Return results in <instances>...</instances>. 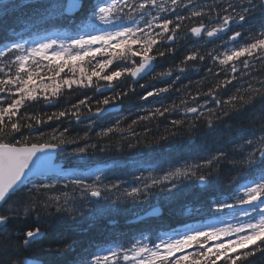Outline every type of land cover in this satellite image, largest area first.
<instances>
[{
  "label": "trees",
  "instance_id": "1",
  "mask_svg": "<svg viewBox=\"0 0 264 264\" xmlns=\"http://www.w3.org/2000/svg\"><path fill=\"white\" fill-rule=\"evenodd\" d=\"M196 1L201 2L202 0H196ZM255 1L256 0H254V2ZM258 5L259 6L257 7V9L254 11L255 13L253 12L251 14L252 17L250 16V22L251 23H250L249 27L251 29L253 27L254 30L261 29V24H262V22H264V18H261V20L260 19L255 20L256 19L255 16L261 10H264V9L260 8V4H258ZM214 7H215V5L210 4L207 7L206 6L202 7V8L197 7L194 10H191V12L192 13L197 12V11L201 12V13H205V11L211 12V11H213ZM174 10H172L171 12H173ZM184 10L187 11V9H184ZM18 11H19V8L16 10L17 14L11 13L9 17L6 15V16L0 18V21H4L3 23H0V25L1 26L9 25V29H10L9 32L4 33V35L0 38V44L1 43L7 44L9 42H13L14 40H17L19 37L34 39V38H37L40 36V35H37V33H36V31L40 28L37 21H33L31 28L27 29L21 35H18L15 33V31L19 28V24L21 21H23L25 19L29 20L30 18H33L36 15L34 12L35 9L25 11V13L23 12L22 14L19 13ZM59 11H61V12H59ZM62 11H63L62 8H60L56 12H54V14H56V15H54L55 17L52 15H49V16L53 17V21H55V23H57L56 21H58V30L59 31H64V32L67 31L68 32L67 29H69L68 28L69 17L65 16ZM188 11H190V10H188ZM257 11H258V13H257ZM26 13H28V14H26ZM59 14H60V16H57ZM254 14H255V16H254ZM49 16H44L45 18L43 17V20L48 18V20L44 21V23H46V22L50 23L51 22L52 17H49ZM56 16H57V20H56ZM60 17L63 19H66L67 21L65 20L61 24L60 21H62V20L59 21V19H58ZM194 17L195 16H193L192 14L189 16L187 14H185L183 17H181L182 19H178V17H177V19H175L176 17H173L172 19L170 18V20L173 22L170 26L171 29L174 28V26L176 25L175 21L178 20L180 22L179 23V25H180L179 30H181V32L185 35L186 38L188 37L187 38L188 41H186V45L183 44L184 41L169 44V54H166L165 52H163L164 56L159 55L160 57L158 58V61L160 63V66H162V68L159 71H162L163 73H168L169 69L170 70H179V68H181V67L173 66V65L179 63L180 62L179 60H185L186 57L188 55H190L189 53H193V51H195V52L197 51L196 48H197V45L199 44L200 41H198L197 39L195 41V38L189 36L190 32H188L189 29L194 24H196L195 22H197L196 18L194 19ZM173 20H175V21H173ZM189 20H190V22H192V23L194 22V23L193 24L190 23ZM184 21H186V22H184ZM254 21L256 24L254 23ZM186 23H187V25H186ZM173 24H174V26H173ZM42 26L43 27H41V29H42V33H43V31L47 28V25L44 24ZM183 26H184V28H183ZM37 27H39V28L37 29ZM159 30H160L159 32H161V29H159ZM159 32L156 30L155 35H157V33H159ZM170 32H168V33H170ZM163 35H164V33H163ZM191 44L193 46L196 45V48H195V46L193 47ZM155 46L156 45H154L153 47H155ZM189 49H190V51H189ZM173 51H174V53H173ZM197 53L199 55H203L205 58V59H203V61L199 59V62L201 64H203V65L199 64V66H200V67L198 66L199 72H198L197 68H192L191 73H189V75L186 78H183L184 80L187 81L186 83L182 82L181 79L178 80L180 82L174 81V80L171 81L170 84H168V86L166 87V88H168V91L159 92L160 94H163V96H159L157 94L159 89L165 87V82H160L161 80H158L157 82H155V80H153V82L151 84L147 83V85L143 84L144 85V86L142 85L143 88H142V86H140L141 84H133V86H137V87H134L136 89L132 88V85L128 86V85L124 84L125 83V80H124L123 81V84H124L123 87H126L125 90L126 89L127 90L126 91L124 90L125 93H123V92L122 93L126 96L127 94H129L130 92H132L134 90L132 92V96L125 98L126 99L125 100L123 98L122 94H121V96L119 95L116 97L113 93L109 92L110 96L108 98L116 97L117 99L113 100V103L114 104H120L122 102L121 104H122L123 110L127 109V105L131 106L133 109L132 114L130 112V114L126 115V117L123 116L124 120L120 119L119 121L113 120L114 113L104 114L101 117L94 118V123L91 126H87V124L85 125L86 121H83V120L76 121L77 116H79V118L82 116H85L87 113H90L91 110L93 111V110L99 108L100 106H102L104 104L102 103L103 99H101L102 101L94 99L97 101V103H96V101L89 99V98H86V97H88V96H85L86 89L88 88L86 86L87 81H85V85L73 84L70 89L67 87V85H63L61 87L59 93L56 96L51 95L52 86H54L56 83L62 84L63 80L68 79V78L79 79L80 78L79 68L83 67L84 64H85L84 65L85 71L88 74H91V70L93 67L90 65V63H91L90 60H87V59H89V57L86 58L83 65L79 64V62L83 63V61L74 62L76 64L75 74H73V72L70 70L71 65H69V67L65 68L64 72L60 73L59 76H56V72L58 71V67H53V66L48 67L49 63H51L49 61H48L49 63L37 61V59H39V58H36L35 63H33L31 60L28 61L27 65H26L27 72H25V74H24V76H22V78L26 79L27 73L28 72L32 73L34 84H30L29 87L30 88L34 87L36 89L37 99L36 100H25L24 104L20 106V111L16 117H13V121L20 120V122L24 126L21 128L20 133H15L12 136L6 137L5 138L6 142H16V141H20L22 139L27 138V142L29 144H31V143H43V142L57 143L60 139H64L67 142L63 145H65L67 149H72L73 152L79 146L84 147L87 144L89 146V148H88L89 156H98V159H92V157H90V159H88L89 163H96V162H102L103 163V162L109 161V159H102L103 157H121L120 160H129V159H124V158L131 157V156H133V157L134 156H136V157L146 156L147 158H150V160L154 161L153 153L159 154V155L163 156V158H166V159H155L159 162H164L166 160H170V161L180 160L178 158H181V157L188 155V156H193L196 158V160H195L196 162L194 164H197V165H195V167H194V171L196 172L195 173L193 171L195 173L194 177L196 178L197 175L199 176L200 174H208V175L210 174L209 176H210L211 182H210V184L209 183H203V185H201V183L196 180L197 178L196 179L192 178V182L189 183L190 185L187 183L185 186H183L184 188L183 187L180 188L181 190L178 189V190H174L173 192H169V193L158 192L159 196H154L150 192H147V194L145 196H142L141 198H132L131 197V199H129L128 201L133 200V199H142V198L143 199L133 203L128 208L124 207V209H126L128 211L127 213L124 209H120V210H115V211H108L105 213L106 216L102 217L101 215H99L98 212L93 210V211H91V214L89 216H86V217H80L79 216L80 218H73L72 220L68 221V223L59 222L61 220L53 221V220L57 219V217L54 213L55 208L52 205L54 200L52 199L53 195L50 192H48L47 189L43 190V189L37 187L39 190L37 188L36 189L31 188V191H23V190L18 191L14 195L11 196V197H13L12 200L14 198H17V200L15 202L19 203L20 205H25V206L35 203L37 205V210L40 213V219L39 220L36 219L35 213L24 216L22 208L25 206H22V208H21L22 214L18 217H14L13 219H10L8 221V224H7L9 227L8 230L4 231L0 235V264H12V262H15V264H23L22 260L25 256L39 257L44 261V264H62V263L67 264L68 261H69L68 264H73V263L74 264H92V256L94 254L103 255L106 253V251L110 247H116V246L117 247H124V246L128 247L129 244L130 245L134 244L137 241L136 239L142 237L143 235L149 234L150 239H153V238L155 239L158 236V234L160 233V231L163 230V227H164V229H176V228L183 226V225H186V224H197V223H201V222L203 223V222L210 221V220L220 219L224 215L229 213L227 208L218 207L217 201L226 202L227 198L228 199L232 198L230 193L237 191L238 186L240 185V183H238V181L240 180L242 174H246L245 173L246 171H243L245 168V165L243 163H241V161H243L244 159H242L243 158L242 157L239 160L240 162L236 161L237 165L235 167V170L232 173H227L229 175H226V171L225 170L222 171V166H221L222 164H220L216 160H215L216 163H215V161H213V166L212 165L207 166L206 161L210 160V159H208L207 156H208V154H214V152L217 149H219L221 147L223 148V146H224L223 149L225 150L226 154L231 153L232 151L233 152L241 151L245 142L248 143V141H250V138L251 139L258 138V141L260 142L261 138L264 137V74H263L264 69H262V68H264V64H263L264 60L260 61L256 64L251 62L247 67H245V65H241V68L243 67L242 72H244V73H242V75H240L242 80L240 79L239 81L236 82V84L234 83L237 87L233 86V83H230L231 86L229 85V83H226L227 86L225 85L224 89L217 92L218 89H216V88H220L222 86V81H226V75L222 74V69L224 70L225 67L220 65L219 59H217L214 63L209 64L208 62H210L211 60H214V59H213L212 55L211 56L209 55L210 52H208V50L202 49L201 52H197ZM6 54H9V55H6ZM186 54H187V56H186ZM4 56H3V59H1L2 56H0V65H1L0 66V72L3 70V72H1L0 74L3 73L4 76L5 77L7 76V77L6 78L3 77L2 76L3 74H2V75H0V79L1 80H3V79L7 80L9 78L15 79L16 73L14 70H17L18 64L13 59L14 58L13 53L6 52ZM154 56L158 57V53L155 52ZM245 56H247V55H245ZM6 58H7V61L5 60ZM243 58L244 57H241V58L235 59L233 61L236 62V60L239 61ZM250 58L252 59V58H254V56L250 57ZM1 61H2V63H1ZM9 61H10V63H9ZM5 62L7 64L9 63L8 64L9 66ZM85 62H87V63H85ZM14 63H16V64L13 65ZM207 63H208V65H206ZM259 63H261V64H259ZM211 64H213V66ZM2 65H4V66H2ZM12 65H13V67H12ZM41 65H42L43 69L42 68L37 69V68H40ZM163 66H165V67H163ZM204 66H205V68H204ZM258 66H259V68H258ZM2 67L5 69V71ZM6 67H8V68H6ZM216 67H217V69H216ZM253 67L258 68L259 70L261 69V70L260 71L258 69L254 70ZM200 68H201V70H200ZM9 69H11V70L9 71ZM202 69L207 71V72L203 71ZM210 69L212 70L213 74H212ZM7 71L9 73L11 72V74L9 76H8ZM218 72H220V73H218ZM245 72L249 73V75L245 74ZM199 75H201V76H199ZM13 76H14V78H13ZM250 76H252V77H250ZM253 76L255 79L253 78ZM244 79H245V81H244ZM251 79H252V81H251ZM260 81H262V83ZM158 82H160V83L157 84ZM255 82H257V83H255ZM250 83H251V85H250ZM94 84H95V82L93 81L91 86H93ZM6 85H8V86H6ZM6 85H4V84L0 85V88H4V86H5L6 88H4V89L6 91L8 89V91H7L8 93L6 92L7 93L6 100L0 99V107H7V105L12 100L19 98V94L16 92V89L19 87V84L13 83V84H6ZM45 85L48 86L46 92H45V87H44ZM151 85H154L153 88H155V90L157 88V90H156V92L153 91V93L154 92L155 93L152 96L148 97L147 92L144 90L148 91L149 87ZM248 85H250V86L255 85V87L253 86L252 88H255V89L258 88V89H260V92H261L260 94L253 95V99L250 103H248L247 105H244L242 101L233 102L232 104L225 103L226 101L230 100V99H227L228 96H229L228 98H231L235 95L237 97H244V99H247L248 96L250 95V89H249ZM161 86H163V87H161ZM228 86H229V88H227ZM89 88H90V86H89ZM193 88H195V89L193 90ZM187 90H188L189 94H188ZM140 91L141 92L144 91V93L140 94ZM206 92L208 95L204 94ZM0 93H5V91L0 92ZM8 94H12V97H9ZM184 94H186V95H184ZM214 94H216V97L220 100V102L222 101L221 103H219V104L217 103L218 99L214 96ZM1 95L3 96V94H1ZM46 95L48 97L47 99H45ZM196 95H197V97H196ZM219 95L220 96L222 95L221 99H220ZM145 96L147 97L146 99L144 98ZM192 96H194V97H192ZM203 96L204 97L214 96V98H212L213 102H211L212 108L211 107L207 108L209 111H207V109H205V110H203L197 114H194L191 117L189 116V117L181 118L180 113L176 112L174 110L178 106H184V104L187 105V103L190 104V102L192 104H195L194 103L195 99L197 101L198 99L202 98ZM160 97L162 98L161 100H160ZM178 97L180 98V100H178L179 99ZM222 97L223 98L225 97V98L222 99ZM192 98H194V99H192ZM82 99H83V101L86 102V105H85V103L83 105L80 104V101ZM182 99H184V100H182ZM74 101H75V103H74ZM142 101H143V103H142ZM233 104H234V106H233ZM77 105L79 108H81L83 110H81V109L79 110ZM82 106H83V108H82ZM92 106H94V107H92ZM142 106H144V107H142ZM174 106H175V108H174ZM223 107H224V110H223ZM73 108H75V109L73 110ZM90 108H91V110H90ZM167 108H169L170 112H169V110L164 111ZM172 108H174V109H172ZM219 108L221 111L219 110ZM157 109H160V112H162L163 115H160L159 113H157V111H156ZM77 110H79V113ZM222 110L224 112H222ZM61 111L66 112V115L63 117H59V118L54 117L51 120L48 119L49 116H54V114L58 115V113ZM73 112L77 113V115H73L72 114ZM81 112H83V113H81ZM203 112H205V113H203ZM226 112L228 113L227 115H225ZM118 113H120V112L118 111ZM220 113L225 118L230 116L229 117L230 120L233 123L235 122L233 128L230 129V131L232 130V132L230 133V135L228 137L227 144L222 143L219 140V138H217V133H216L218 130L217 125H214L212 123L214 128L212 127V129H210L208 127L209 118L211 119V116L213 118L214 117L217 118V116ZM83 114H85V115H83ZM199 114H201V116ZM208 114L210 115V117ZM196 116H198V117H196ZM203 116H207L208 119H206V117L204 118ZM32 117H35L36 119H32ZM195 117L197 118L198 121L196 120ZM237 117L239 119H242V121H240L241 125H240V123H237L234 120ZM200 118H202V120ZM37 119L42 121V122L37 123L36 122ZM205 120H207V121H205ZM176 122H178V123H176ZM205 122H207V123H205ZM202 123H204V124H202ZM29 124L32 125L31 128L27 127V125H29ZM206 124H208V125H206ZM236 124H239V125H236ZM83 126H86L87 128H84ZM117 126H118V128H117ZM119 126H120V128H119ZM115 127L117 129H115ZM109 128H111L112 131L108 132L107 135H102V133L106 132L107 129H109ZM199 128H201V131ZM34 129H37L38 131H32ZM84 129H86V130H84ZM241 129H243L244 131ZM237 131L238 132L241 131L243 134L241 132L238 133ZM247 131H249L250 133H248ZM205 132H207V133L210 132V133L207 134ZM245 134L248 136L246 137ZM238 135H239V137H238ZM203 136H204V138H203ZM53 137H55L56 139H52ZM245 137L248 139H246ZM188 138H190V139H188ZM182 139H184L185 142ZM232 139H234V140H232ZM212 140L214 142H212ZM75 143H77V144H75ZM158 144H160V145H158ZM72 145H73V148H72ZM91 145H96V147L92 148ZM183 145H184V148H186L189 153L186 155H182V156H173V155H177V153H178V150H176L175 153L172 152V150L175 148V146L176 147H178V146L182 147ZM235 145H236V148L234 147ZM105 146L107 147V149L105 150V156H104V150L101 151V149H103ZM188 146H189V148H188ZM232 146H233V148H232ZM229 148L230 149L232 148V149L230 150ZM191 149L194 151H192ZM136 150H139V151H136ZM133 151H135L136 153ZM147 151H149V152H147ZM225 153H224V155H226ZM130 154H131V156H130ZM72 157H73V155H72ZM73 158H75V159H73ZM73 158H66V157L64 158L66 168L74 167L76 165L83 164L81 161L77 160V159H83L81 157V153H77V155L74 156ZM202 162H204V164ZM259 166L261 168H264V164H261ZM217 167H218V169H217ZM207 168H209V169H207ZM210 169H212V170H210ZM228 170L230 171V167H228ZM215 172H217V173H215ZM250 172L253 173L254 171L251 170ZM214 177H216V178H214ZM42 178L43 177L38 178L37 180H41ZM208 187H210V188H208ZM205 188L207 191L205 190ZM193 192L195 194H193ZM189 193L192 195H190ZM33 194H37L39 196V200L43 199V197L40 196V194L45 196L44 197L45 199L43 201H45V203H49L50 206L45 208L44 207L45 203L43 204V203H41V201L32 200L31 197L33 196ZM147 195H149V196L146 197ZM203 195H204V197H203ZM200 196L202 197V199ZM187 197H188V199H187ZM198 200L199 201L201 200V201L199 202ZM205 202H207V203H205ZM196 203H197V205H196ZM156 204L161 205L164 209L163 210L164 213L162 212V214L160 216H156V217L150 216L151 218L148 217L147 219L140 220V221H137L134 223L126 222V225L116 227L118 229V231H120V232L108 231V233H107L106 231H101L103 228L110 226L108 224V220L110 217L107 215H110L113 212H114L115 216L117 215L116 217H118L119 219H121V218L122 219H127V218L129 219V218H132L134 216H137L139 214L146 212L148 209H150L153 205H156ZM199 204H200V206H199ZM173 206H175V207H173ZM198 206H199V208H198ZM185 207L187 209H185ZM193 207L195 209L197 208L198 211H197V209L196 210L193 209ZM137 208H138V210H137ZM181 208H183V209L181 210ZM165 209H167V210L165 211ZM133 210L135 212H133ZM175 210H176V212H175ZM182 211L184 212V214ZM195 211L198 214L200 213V215H202L203 217L198 215ZM204 211H207V212H204ZM209 211H211L210 212L211 214H209ZM213 211L215 213H213ZM173 215H175V216H173ZM186 215H188V218ZM211 215H212V217H211ZM214 215L215 216L217 215V216L215 217ZM170 216H173V217H170ZM182 217H183V219H182ZM173 218H174V220H173ZM202 218H203V221H202ZM185 219H186V221H185ZM154 220L156 221L155 223H157V224L153 223ZM177 220H181V221H177ZM70 222H72V223H70ZM179 222H181L182 225ZM149 223H151V224H149ZM135 224L138 225L139 227L136 226ZM37 226L41 227V229L44 230L45 234H43L42 237L33 241L30 244V246H27V247L23 246L22 241L25 238L24 233L28 229L35 228ZM135 227H136V229H135ZM120 228L122 231L120 230ZM132 228H133V230H132ZM157 228H159V229H157ZM138 229H139V231H138ZM124 230L127 232H125ZM134 230H135V233H134ZM140 230L141 231L144 230V231H142V233H141ZM151 230H152V232H151ZM116 233H118V234H116ZM132 233L138 234L137 236L135 235L136 238L134 237V234H132ZM154 233L157 234V235H155L156 237H153ZM122 234H125V235H122ZM109 235H112V236H109ZM150 236H152V237H150ZM66 242H71L73 244V247L67 251H64L63 246ZM109 242H111V243H109ZM261 243H262L261 241H257V244H261ZM116 244H118V245H116ZM57 249H60V250H57ZM247 249H248V251H250L251 249H255V252H254V254L248 256L247 258H244L242 253L246 252ZM184 250H185L184 256L185 255L189 256V261L186 262V264H191V260L195 259V258L196 259L200 258L201 264H204L203 257H201V256L199 257V254H196V253H200L202 251V249L199 247V245L194 244V245H191L190 247L185 248ZM203 250H207V248H205ZM191 251H193V253ZM194 252H196V253H194ZM192 254L193 255L195 254L194 255L195 257H191V256H193ZM230 254L233 257H235L238 254L241 255V258L237 261V264H264V249L257 248L256 245H252V246H250V248L238 249L237 252H233ZM178 257H182V256H178ZM178 257L171 258V259H176ZM70 259H72V261H70ZM213 259H215V257H213ZM221 260H223V261H221ZM221 260H220V262L218 260L217 264H227V262L224 261L225 260L224 258H221Z\"/></svg>",
  "mask_w": 264,
  "mask_h": 264
},
{
  "label": "snow or ice",
  "instance_id": "2",
  "mask_svg": "<svg viewBox=\"0 0 264 264\" xmlns=\"http://www.w3.org/2000/svg\"><path fill=\"white\" fill-rule=\"evenodd\" d=\"M125 5L127 6V0H124ZM178 0H172L173 4H177ZM119 0H113L111 3H105L103 6H93L92 14L98 17L104 23H110L114 17V14L118 11ZM151 4L155 5L156 0H145V3L139 5L140 9H144L146 5ZM16 5L4 4L0 7L7 9L9 7H15ZM75 6V5H74ZM24 7H27L25 5ZM37 7L47 10L50 5L40 4L37 0ZM98 7V11L95 9ZM229 7H233L229 5ZM256 8V3L254 0H248V6H245L241 9L240 12H236L235 7H233V12H236V15L227 14L224 15L221 20L222 22L217 23L216 26L206 29L203 23H200L198 27H192L190 29L191 33L197 37H201L202 33H206L207 37L212 38L218 36L220 33L232 32V35L228 37L230 42L238 41V38L245 40V44L242 46L236 44V46L231 49H225L222 54L213 56V59H219L221 65H229V63L235 59L244 57H253L254 54H259L260 58H264V22L261 24V29L258 35H251L249 37H244L241 31H233L230 27V24H236L237 21L241 22L238 26L243 27V22H246L248 17L251 16L253 9ZM260 8L264 9V0L260 2ZM122 11V9H120ZM227 11V10H225ZM193 16H200V12H193ZM178 19H182L178 17ZM4 21H0L3 23ZM149 27H151V22ZM173 22L171 20L165 19L162 25H157V27H162L163 33L175 32L176 29L180 27L179 24L175 25V28L170 29L169 25ZM142 33V36H138L137 33ZM163 33H157V36L163 37ZM168 40H172L173 36H167ZM115 41V44H113ZM158 43L155 37L149 36L147 33H144L143 29L137 27H123L113 32H102L96 35L80 36L71 41V43L66 47L63 42L59 45V50L53 48L57 44V41L52 40L47 43H40L35 47L25 48V45L22 43H11L5 45L3 51H0V56H4L6 52L13 53L15 55V62L18 64L17 72L15 79L9 78L7 80H0V84H13L18 83L19 87L16 89V92L19 94L18 99L12 100L7 107H0V204H5L8 202L10 197L18 190V188L25 184L28 180V172L32 170V166L36 164L37 161L43 159L44 155L47 152L58 149L61 145L65 144L67 141L60 139L57 143L43 142V143H29L27 138L22 139L16 142H6L5 138L12 136L15 133H20L21 128L24 126L20 120L13 121V117H16L20 111V106L24 104L25 100H36V89L30 88V84H34L32 73H27V78H22L20 76L21 72H27L26 65L28 61L36 62V58L40 57L43 60L49 61H60L63 60V64H58V71L56 76H59L60 73L64 72L65 68L71 65L70 70L75 74L76 64L73 62L84 61L86 57H91L95 59L97 54H106L109 56L106 60L99 61L95 67L92 68L91 74H88L84 67L79 68L80 79H64L62 84L56 83L52 86V96H56L63 85H67L70 89L73 84L91 86L93 82V77L98 78L99 80H104L111 82L114 79H118L124 74H128L132 77H137L138 75L145 73L148 69L151 68L153 56H150L149 53L152 51L153 46ZM99 44L100 47L93 48V45ZM133 45H138L139 50H135ZM77 49L72 51V49ZM51 55H49V50ZM119 49V51H117ZM159 55H164L163 52H160ZM209 55H212L209 53ZM141 57V61L135 67H123L118 68L117 70L111 71L109 74L101 75L106 68L113 64L114 59L121 61L128 60L131 57ZM67 57V58H65ZM200 60L204 59L203 55H199L197 52L186 57V60ZM135 63V61H133ZM245 67L248 66L247 60L243 61ZM98 69V70H97ZM183 71V69H181ZM232 71L235 72L236 69L233 66ZM171 73H160V76L170 75ZM219 86V85H218ZM45 92L47 91L48 86L45 85ZM250 95L247 99L244 97L233 96L229 101L225 103L232 104L233 102L242 101L244 105L250 103L253 99V95L260 94V89L252 88L249 86ZM5 91L4 88H0V92ZM168 88H161L159 92H166ZM157 93V94H158ZM120 95V94H118ZM153 95L152 92L148 93V96ZM47 95L45 99H47ZM145 99L147 97H144ZM116 97L105 98L102 103L104 105L110 104ZM85 101L81 100L80 104L83 105ZM219 104L220 101H217ZM234 106V104H233ZM75 107V106H74ZM106 109L97 108V115L102 114ZM157 113L163 115L160 112V109L156 110ZM168 111V109H165ZM189 112H197L196 108H188ZM76 115L75 112L72 113ZM228 113L226 112L225 115ZM66 115V112L61 111L58 115L49 116L48 119L51 120L54 117L59 118ZM32 119H36L32 117ZM79 119V116H77ZM37 123L42 121L38 120ZM178 123V122H176ZM27 127L31 128L32 125L29 124ZM208 127L211 129L213 127L211 121H209ZM112 129H107L106 132L102 135H107L108 132H111ZM52 139H56L53 137ZM261 143H264V137L261 138ZM249 145L252 141H248ZM92 148H95L96 145H91ZM89 146L86 144L84 147H78L75 149V153H86ZM103 151V149H101ZM37 153L42 155L38 156ZM224 153H220L219 156H223ZM218 156H214L212 159L206 161V164L211 166L213 161L218 160ZM244 165L249 168L256 167L258 165L264 164V149L259 150V157L254 154H249L243 161ZM259 175L249 182L244 183L239 186L237 191L231 193L230 195L234 199L235 203H227L217 201V205L220 208H232L234 206H243V205H259L264 204V168H258ZM195 175L192 173H182L180 169H177L174 173H169L163 179L168 180L170 176L178 175ZM200 183H210V176L208 174H200L196 177ZM96 180L99 181L100 177L97 176ZM72 183L78 186H84L87 190H90V194L93 197H100L101 192L98 188L94 187L92 184L85 185V181L82 179H75ZM161 183L159 180H153L152 185ZM55 187L54 183L41 184V189H48ZM177 185L172 183L171 187L168 188V191L175 189ZM145 189L149 188L148 184H145ZM147 193L142 192L141 188L133 187L130 191L126 192L128 197L132 198H141ZM55 201L59 202L60 197L52 198ZM49 203H45L44 207H49ZM57 211H61L59 204L57 203ZM35 213L36 219H40V213L37 210V205L35 203L29 204L23 208V215L27 216L29 214ZM21 209L18 207L9 206V208L0 212V231L6 230V225L8 221L14 217L20 216ZM244 216H249V212L245 210L243 213ZM42 235L41 227L37 226L35 228L28 229L24 236L25 238L22 241L23 246L27 247L36 240L37 237ZM221 236L224 237H235L229 239L227 243L219 242L214 245L215 251L213 248L209 247L207 250L204 249V243L201 241L203 238L205 241H216L220 240ZM257 241H261V244H257ZM193 244L199 245L202 251L199 253V256L204 257V264H217V261L221 258H224L227 264H237V261L241 258V255L238 254L233 257L230 253L237 252L238 249L250 248L252 245H256L257 248L264 249V207H259L258 219L254 222L249 219L247 222L242 223L239 227H225V228H211L209 230H195L190 231L184 234H177V238L169 237L167 240H161L160 243L155 244L153 247H149L146 243H141L140 246L133 245L130 251L132 256L130 257L127 254L123 255L125 261H136V264H186L189 261V256L185 255L178 257L176 259H171L176 253L182 252L185 248L190 247ZM73 247L71 242H66L63 246V250L67 251ZM60 250V249H57ZM255 249L246 251L242 253L244 258L254 254ZM215 257V259H213ZM118 258V251L108 250L107 253L100 255L94 254L92 256V264H115V261ZM15 264V262H12ZM191 264H201L200 259H192Z\"/></svg>",
  "mask_w": 264,
  "mask_h": 264
},
{
  "label": "rangeland",
  "instance_id": "3",
  "mask_svg": "<svg viewBox=\"0 0 264 264\" xmlns=\"http://www.w3.org/2000/svg\"><path fill=\"white\" fill-rule=\"evenodd\" d=\"M119 1H123V0H119ZM111 2H113V0H108L105 3H111ZM183 2H184L183 0H178V3L180 4H182ZM170 3L173 4L172 0H170ZM58 4L62 5V0H58ZM229 5H232L233 7H235L236 10H239V11H241V9L245 7L243 5V0H240V1L233 0ZM233 7H230V8L233 10ZM62 8H64V6H62ZM125 8H126L125 2H123L121 6L118 5V11L114 14V17L110 23H104L101 20H98L94 24L95 30L87 33L84 36L87 37L88 35H96L102 32H113L123 27H134V23H131V22L135 20L137 17H141L145 15L147 12V10L146 11L144 10L142 14L125 13L126 11ZM218 8L219 6H215L213 11H217ZM120 9H122V11ZM120 11H121V14L118 15V12ZM115 16H117V18ZM257 31L259 33V30ZM73 39L75 38H69L68 35H64V34H53L43 39H39L37 41L33 39L31 41H28L26 44L25 43L23 44L25 45V48H28V47L38 46L40 43H47L52 40H55L57 41V44L54 45L53 48H55L56 50H59V45L61 42H63L64 45L67 47ZM14 43H21V42L16 41ZM113 44H115V41H113ZM92 47L97 48V47H100V45L97 44V45H93ZM4 48L5 47L0 48V50L3 51ZM73 50L74 48L72 49V51ZM51 51L52 50L50 49L49 55H51ZM117 60L115 61L116 63L114 61L113 63L119 64L117 63L119 62V60L118 61ZM252 60L251 62L253 63ZM92 63L96 65L97 61L92 60ZM15 64L16 63H14L13 65ZM41 68L43 67L40 66V68H37V69H41ZM177 77H178V74L175 75V78ZM168 84H170V82H166V85ZM6 97L7 95L0 96L1 99H6ZM209 106H211V104H209ZM177 112L180 113L181 118L189 117L188 114L182 111L181 112L177 111ZM94 117H97V116H94ZM94 117H91V118H94ZM93 120L94 119H91L88 121H93ZM88 121L86 120L85 125L89 124ZM87 126H90V125H87ZM83 127L87 128L86 126H83ZM79 147H82V146H79ZM263 147H264L263 145H260V148L256 151L254 155L258 156L259 150H261ZM217 151L218 149L214 152V154H208L207 156L208 159H212L213 157L211 158V156H214ZM66 154L67 156L73 155V157L77 155V153H75V150L73 152L72 149H68ZM81 157L83 159H77V160L81 161L83 164L76 165L74 167H69V168L65 167V168H61L58 170H54L51 173L45 175V176L49 175V177L45 178L43 182L31 183V185L25 189V191H31V188L32 189H36L37 187L40 188L41 184H48V183L55 184V187L47 189L48 192H50L53 195V198L60 197L59 202L53 199L54 202L52 203V205L55 208L54 213L57 217V219L53 221L61 220L59 222L68 223V221L72 220L73 218L89 216L91 214V211L93 210L98 212L99 215H101L102 217H105L106 216L105 213L108 211L120 210V209H124V207L128 208L133 203L143 199V198L133 199V200L128 201L129 199H131V197H128L126 195V192L130 191L131 188L133 187H139L141 188L142 192H146V193L150 192L154 196H159L158 192H165V193L173 192L174 190L180 189L182 185L187 184L186 182L191 181L193 175L190 176L189 174V175H178L174 177L170 176L168 180H164L163 178L169 173L176 172L177 169H180L182 173H192L193 172L192 169L193 167H195V165L193 164L194 160H192L193 158H189L190 156H187V158L186 156L181 157L179 158L180 160H176V161L166 160L164 162H159L155 160L156 155L153 154L154 161L151 160L153 162L148 161L150 160V158L143 157V158H140L142 160H133L130 162H121V161L115 160L112 162H103V163L102 162L89 163L88 159H90V157H92V159H98V156H89V151H87L85 154L82 153ZM223 170L226 171V175H229L227 173L231 172L228 170L227 167H222V171ZM97 176L100 177L99 181L96 180ZM75 179L84 180L85 185L92 184L94 187L100 190L101 196L100 197L91 196L90 190H87L84 186H78L72 183V181ZM153 180H159L161 181V183L152 185ZM172 183H175L177 187L173 189L172 191H168V188L171 187ZM145 184H148L149 188L145 189L144 188ZM43 190H46V189H43ZM40 196L43 197L42 200H39V196L37 194H33L31 199L34 201H41V203L44 204L45 201L43 200L45 199L44 198L45 196H43L42 194H40ZM148 196L149 195H147L146 197ZM16 200L17 198H14L9 203H7L5 205L7 206L6 209H8L9 206L18 207L20 209L22 208V206H25V205H20L19 203H16L15 202ZM57 203L59 204L61 211H57ZM124 210L126 211V213L128 212L126 209ZM244 212L245 211L236 212V213L230 212L229 214L225 215L223 218L218 219V220H211V221H207L204 223H198V224H188V226L186 225V226H183L182 228L180 227V230L178 231H173L172 229H166V230L163 229V231H160V233L158 234L156 240L150 239L149 235H143L142 237L137 239L136 243L128 246L129 249L127 247H126L127 249L123 247L122 248L119 247L121 248L120 250L118 247H112L110 248L111 250H116V251L117 249L119 250L118 258L115 261V264H136V261L123 260L124 254L132 255V252L130 251V249H132L133 245H136L138 247L140 246L141 243H146L149 247H153L155 244L160 243L161 240H167L169 237L177 238V234L182 235L184 233L195 231L198 229L199 230H209L211 228H225L229 226L239 227L242 223L247 222L249 219H251L253 222L256 219H258L259 213L254 214L251 211H248L249 216H244L243 215ZM107 216H109L110 217L109 219H112V220L119 219L115 217L114 212ZM126 221L127 220L125 219L123 220L121 218L119 219V222H115L114 224L113 223L111 224L110 222H108V224L113 225L114 227L115 226L118 227L121 225L122 226L126 225ZM6 229H8V226H6ZM233 238L235 237L234 236L233 237L221 236L220 240L205 241L203 238H201V241L205 244L204 249L211 247L213 248V251H215L214 245L216 243H219V242L227 243L229 239H233ZM108 250L106 251V253L108 252ZM184 253H185V250H183L182 252L176 253L172 258H175L178 256H184ZM31 258H34V257H31ZM71 260L72 259H70V261Z\"/></svg>",
  "mask_w": 264,
  "mask_h": 264
},
{
  "label": "flooded vegetation",
  "instance_id": "4",
  "mask_svg": "<svg viewBox=\"0 0 264 264\" xmlns=\"http://www.w3.org/2000/svg\"><path fill=\"white\" fill-rule=\"evenodd\" d=\"M65 1V0H64ZM87 1H89V3L87 2ZM92 1V2H91ZM102 0H83V2H84V4H85V10H86V12L84 13V14H82V15H78V17H79V19H84L83 20V22H84V26L86 27V31L87 32H91V31H94L95 30V26H94V24H95V22H97L98 21V17H96V16H94L93 14H91L93 11V6H103L104 5V3L105 2H107L108 0H103L102 2H103V4H102V2H101ZM184 2H183V4H181V5H183V8L181 7L180 8V10L179 11H174V12H171L170 11V8H171V6L169 7V5H171V3H170V0H156V4L155 5H151V4H148V5H146V7L144 8V9H140L139 8V5L140 4H142V3H145V0H127V6H126V11H125V13H131V14H142L143 13V11L145 10H147V12H146V14L145 15H143V16H141V17H137L135 20H133L131 23H134V27H132V28H137V27H139V28H141V29H143V31H144V33H147L149 36L151 35V36H153V37H155L154 36V34H155V31L156 30H158V29H153V27L155 26H157V25H162L163 24V22H164V20H165V18L167 19V20H170V18H171V16H176V17H179V16H181V17H183L185 14H187L188 15V13H189V15H191V11H183L184 9H188V10H192V8H193V4L194 3H198V2H195V1H192V0H183ZM211 0H202L201 2H206L207 4L210 2ZM238 1H240V0H238ZM124 2V0L123 1H119V3H118V5H120L121 6V4ZM192 2H193V4H192ZM39 3L40 4H48V5H50V7H48V9L45 11V10H43V9H41V8H39V7H37L36 6V4H37V0H0V5H4V4H12V5H16L15 7H9V8H7V9H4V8H2V7H0V18H2V17H4V16H10V14L11 13H13V14H17V12H15L18 8H19V13H23V12H25V11H29V10H32V9H34V7H35V12H36V15H35V18L33 17V18H30L29 20H23V21H21L20 22V24H19V28L15 31V33L16 34H21V33H23V32H25L27 29H29V28H31V23L33 22V21H37L38 22V24H39V29L36 31V33L39 35V34H41L42 33V29H41V27H42V25H43V17L44 16H49V15H55L54 14V12H56L57 10H58V8H59V5H58V0H39ZM93 3H95V5L93 4ZM220 3H221V5L219 6V8H218V10L217 11H212L211 13L210 12H205V13H201V15L200 16H195L194 18H197V25L196 24H194L192 27H195V26H200L199 24L200 23H202L203 22V24H204V26H205V28L206 29H210L211 27H213V26H216L217 25V23H218V21L219 22H222V20H221V18L224 16V15H227V14H232V15H236V12H240L239 10H236V12H233V10L230 8V7H228V5L227 4H225L222 0H220ZM55 4V5H54ZM86 4H88V5H86ZM177 4H178V2H177ZM177 4H175V5H177ZM191 4V5H190ZM25 5H27V7H24ZM57 5V6H56ZM175 5H174V8H175ZM243 5L244 6H248V0H243ZM34 6V7H33ZM90 6V7H89ZM168 6V7H167ZM23 7V8H22ZM92 7V8H91ZM236 7H238V6H236ZM38 8V9H37ZM51 10H50V9ZM256 8H257V5H256ZM256 8H255V10H256ZM54 9V10H53ZM40 10V11H39ZM88 10H90V11H88ZM96 11H98V7H97V9H95ZM157 10V11H156ZM225 10H227V11H225ZM254 9H253V11H252V13L255 11ZM44 11V12H43ZM50 11V12H49ZM169 11H170V13H169ZM181 11H183V12H181ZM49 12V13H48ZM40 15H39V14ZM51 13V14H50ZM88 13V14H87ZM169 13V14H168ZM172 13V14H171ZM180 13V14H179ZM184 13V14H183ZM209 13V14H208ZM121 14V11L120 12H118V15H120ZM177 14V15H176ZM74 15H76V14H74ZM73 15V16H74ZM188 15V16H189ZM210 15V16H209ZM42 16V17H41ZM73 16L71 17V21L73 20ZM158 17V21H160L159 22V24H156V23H154V19H155V17ZM116 18H117V16H115ZM165 17V18H164ZM180 17V18H181ZM208 17H210V18H208ZM42 18V19H41ZM250 16L248 17V19L247 20H249V21H246V22H243V27H239L238 25L241 23V22H239V21H237V23L236 24H230V27L233 29V31H241L242 32V34H243V36L244 37H249L250 36ZM41 19V20H40ZM164 19V20H163ZM200 19V20H199ZM205 19H206V21H205ZM39 20V21H38ZM199 20V21H198ZM210 20V21H209ZM28 22V23H27ZM148 22H151V27H149V23ZM177 23L176 24H179L180 22L177 20L176 21ZM205 22H207V23H205ZM27 23V24H26ZM156 24V25H155ZM26 26V27H25ZM170 26H171V24L169 25V28H170ZM245 26V27H244ZM29 27V28H28ZM191 27V28H192ZM248 27V28H247ZM157 28H160V27H157ZM190 28V29H191ZM150 29H152V30H150ZM190 29H189V32H190ZM241 29V30H240ZM245 29V30H244ZM9 25H6V26H1L0 25V33H6V32H9ZM73 30H74V37L76 36H78V27H75V29L73 28ZM76 30V31H75ZM247 30H249V31H247ZM58 31V28H57V25H52L51 27H47L44 31H43V33H44V35H52V34H54L55 32H57ZM149 33H148V32ZM180 33H179V32ZM249 32V33H247V32ZM76 32V33H75ZM154 32V33H153ZM245 32V33H244ZM82 33V32H81ZM166 34V33H165ZM164 34V35H165ZM168 34V35H167ZM165 36L167 37V36H173V39L172 40H167V38L163 35V37H160V36H157V39H159L160 40V42L158 41V45L156 44V46H160V47H153V49H152V51L149 53V55H153L155 52H165L166 54H169V44L170 43H175V42H181V41H187V38L183 35V33H181V30H179V28L178 29H176L175 30V32H171V33H167ZM248 34V35H247ZM137 35L138 36H142L143 34L142 33H137ZM176 35V36H175ZM230 35H232V32H224V33H220L218 36H216V37H212V38H209V37H207V35H206V33H202V36L201 37H197V36H195V35H193V34H191V32H190V34H189V36H193V38H196L198 41H205V40H209V39H212V40H214V41H216L218 44H216V45H212V47H214V48H216L217 50H220V49H231L232 47H234V46H236V44L238 43V44H240V45H244L245 44V40L244 39H242V38H238V41H236V42H232V44L230 45L229 44V40H228V37L230 36ZM247 35V36H246ZM177 37V38H175V37ZM183 38H182V37ZM159 37V38H158ZM184 37H185V39H184ZM160 38H163V39H160ZM166 38V39H165ZM164 40V41H163ZM177 40V41H176ZM184 41V43H186ZM164 43V44H163ZM169 43V44H168ZM183 43V44H184ZM162 44V45H161ZM203 45H207V46H209V44H203ZM138 45H133V48L135 49V50H139L138 49ZM155 48V49H154ZM162 50V51H160V50ZM138 57V59L136 58V57H131L129 60H130V62L132 61L133 62V60L136 62L135 64L134 63H131V65H130V62H128L129 60H125V61H121V60H119V65L118 64H116L117 66H118V68H123V66L124 67H134V66H136L140 61H141V57H139V56H137ZM133 58V59H132ZM132 59V60H131ZM139 61V62H138ZM121 62V63H120ZM126 63V64H125ZM129 63V64H128ZM134 64V65H133ZM198 66V61H191V60H188L185 64H184V66H183V71H180V72H178V71H176V70H170L169 69V72L171 73L170 75H166V76H163L162 78H161V82H165V85H166V82H171V81H175V80H177V79H183V78H186L188 75H189V73H191V71H192V68H196ZM186 67V68H185ZM190 67V68H189ZM235 68H237L238 70H236L235 72H233L232 71V69H231V75H226V81H222V85L224 84V83H230L231 81H232V78H233V76H236V75H242V72H241V70L238 68V67H236V66H234ZM176 74H178V77L177 78H175V75ZM125 75V74H124ZM123 75V76H124ZM121 76L123 79H125V80H127V78L124 76ZM120 77V78H121ZM155 79V76H154V78H152V77H150L149 78V80H147L148 82H149V84L150 83H152L153 82V80ZM97 80H99L98 78H97ZM152 80V82H150ZM184 80V79H183ZM100 81H103L104 82V80H100ZM185 82H187L186 80H184ZM147 82V83H148ZM152 86H154V85H151L150 87L152 88ZM149 87V88H150ZM164 88H166V87H164ZM133 92V91H132ZM158 95L159 96H163V94H160V93H158ZM160 99H161V97H160ZM114 105H120V104H114ZM136 106V105H135ZM132 111H133V109H132V107L131 106H129L128 105V110H127V114L129 115L130 114V112H131V114H132ZM109 114V113H108ZM114 116H115V113H114ZM114 116H113V120H114ZM237 123H240V121H242V119H239L238 117L236 118V119H234ZM235 123V122H234ZM234 123L230 120V118H229V123L227 124V125H224V124H221V123H216V125L218 126V130H217V135H220V132H222L223 131V129L224 130H230L231 128H233V126H234ZM236 125H239V124H236ZM240 125H241V123H240ZM225 127H227V128H225ZM32 131H38L37 129H34V130H32ZM222 138V137H221ZM260 148V142L259 143H257V144H255L252 148H250V149H248V150H246L245 152H244V159L249 155V154H255L256 153V151L258 150ZM107 149V147L105 146L104 148H103V150H104V154H105V150ZM175 151H176V149H174L172 152L173 153H175ZM183 152V150H178V153H177V155H173V156H180L181 155V153ZM161 157V159H166V158H163V156H160ZM191 158H193V159H196L195 157H193V156H191ZM104 159H120L119 157H105ZM218 162L220 163V164H222L221 166L222 167H230V173H232L234 170H235V166L233 165V164H229L228 163V161H226V159H218ZM194 165H197V164H194Z\"/></svg>",
  "mask_w": 264,
  "mask_h": 264
},
{
  "label": "bare ground",
  "instance_id": "5",
  "mask_svg": "<svg viewBox=\"0 0 264 264\" xmlns=\"http://www.w3.org/2000/svg\"><path fill=\"white\" fill-rule=\"evenodd\" d=\"M85 1V0H84ZM98 1V0H97ZM100 1V0H99ZM103 1V0H102ZM101 1V2H102ZM88 3H89V1H87ZM92 2V1H91ZM157 3V2H156ZM185 3V2H184ZM94 5H95V3H93ZM102 4H103V2H102ZM183 4V3H182ZM195 4V3H194ZM55 5V4H54ZM86 5H88V4H86ZM191 5V4H190ZM36 6H37V4H36ZM57 6V5H56ZM84 6H85V4H84ZM171 5H169V7H170ZM259 6V5H258ZM34 7V6H33ZM90 7V6H89ZM168 7V6H167ZM23 8V7H22ZM51 8V7H50ZM49 8V9H50ZM92 8V7H91ZM181 8V4L180 3H178L177 5H175V10L176 11H179V9ZM182 8H183V6H182ZM35 9V8H34ZM38 9V8H37ZM84 9H85V7H84ZM97 9V8H96ZM171 9V8H170ZM187 9V8H186ZM189 9V8H188ZM188 9H187V12H188ZM193 9V8H192ZM257 9V8H256ZM33 10V9H32ZM51 10V9H50ZM54 10V9H53ZM174 10V11H175ZM255 10V9H254ZM261 10V9H260ZM40 11V10H39ZM86 11V10H85ZM88 11H90V10H88ZM93 11V10H92ZM173 11V12H174ZM185 11V10H184ZM200 11V10H199ZM209 11V10H208ZM16 12V11H15ZM18 12H20V11H18ZM35 12V11H34ZM44 12V11H43ZM50 12V11H49ZM48 12V13H49ZM59 12H61V11H59ZM58 12V13H59ZM181 12H183V11H181ZM198 12V11H197ZM206 12V11H205ZM25 13V12H24ZM169 13H170V11H169ZM168 13V14H169ZM190 13V12H189ZM189 13H188V15H189ZM211 13V12H210ZM255 13V12H254ZM257 13H258V11H257ZM256 13V14H257ZM22 14V13H21ZM26 14H28V13H26ZM35 14H36V12H35ZM39 14V13H38ZM51 14V13H50ZM62 14V13H61ZM88 14V13H87ZM92 14V13H91ZM172 14V13H171ZM180 14V13H179ZM184 14V13H183ZM192 14V13H191ZM206 14V13H205ZM209 14V13H208ZM40 15V14H39ZM56 15V14H55ZM177 15V14H176ZM30 16V15H29ZM52 16H54V15H52ZM52 16H49V17H52ZM57 16H60V14L59 15H57ZM56 16V17H57ZM182 16V15H181ZM181 16H179V17H181ZM210 16V15H209ZM254 16H255V14H254ZM27 17V16H26ZM42 17V16H41ZM55 17V16H54ZM173 17H176V16H173ZM172 16H171V19L173 18ZM186 17V16H185ZM252 17V16H251ZM256 19L255 20H257V19H260L261 20V18H264V10H261L256 16ZM35 18V17H34ZM45 18V17H44ZM61 18V17H60ZM58 18L59 19V21L60 20H62V21H60V23L62 24L66 19H63V18ZM74 18V17H73ZM165 18V17H164ZM208 18H210V17H208ZM42 19V18H41ZM40 19V20H41ZM53 19V18H52ZM166 19V18H165ZM175 19H177V17L175 18ZM190 19V18H189ZM195 19V18H194ZM193 19V20H194ZM250 19V18H249ZM43 20V19H42ZM56 20H57V18H56ZM164 20V19H163ZM191 20V19H190ZM190 20H189V22H190ZM196 20H197V18H196ZM195 20V21H196ZM200 20V19H199ZM198 20V21H199ZM39 21V20H38ZM67 21V20H66ZM173 21H175V20H173ZM188 21V20H187ZM205 21H206V19H205ZM210 21V20H209ZM247 21H249V20H247ZM253 21V20H252ZM43 22V21H42ZM57 22V24H58V21H56ZM160 22V21H159ZM184 22H186V21H184ZM258 22V21H257ZM28 23V22H27ZM26 23V24H27ZM38 23V22H37ZM67 23V22H66ZM175 23H177L176 21H175ZM174 23V24H175ZM190 23H192V22H190ZM194 23V22H193ZM192 23V24H193ZM195 23H197V22H195ZM203 23V22H202ZM205 23H207V22H205ZM251 23V22H250ZM254 23H255V21H254ZM253 23V24H254ZM174 24H173V26H174ZM208 24V23H207ZM252 24V25H253ZM256 24V23H255ZM39 25V24H38ZM69 25V24H68ZM156 25V24H155ZM161 25V24H160ZM182 25V24H181ZM186 25H187V23H186ZM189 25V24H188ZM197 25V24H196ZM200 25V24H199ZM31 26H32V23H31ZM36 26V25H35ZM67 26V25H66ZM191 26V25H190ZM189 26V27H190ZM255 26V25H254ZM26 27V26H25ZM43 27V26H42ZM65 27V26H64ZM187 27V26H186ZM245 27V26H244ZM29 28V27H28ZM39 27H37V29H38ZM68 28H69V26H68ZM174 28H175V26H174ZM183 28H184V26H183ZM182 28V29H183ZM248 28V27H247ZM75 29V28H74ZM153 29L155 30V29H158V32L160 31L159 29H161V27L160 28H157V26L155 27H153ZM170 29H171V27H170ZM187 29V28H186ZM252 29H253V27H252ZM251 28H250V36L251 35H258L259 33H258V31H257V29L256 30H252ZM68 30V29H67ZM150 30H152V29H150ZM185 30V29H184ZM241 30V29H240ZM245 30V29H244ZM76 31V30H75ZM78 31H79V29H78ZM77 31V32H78ZM247 31H249V30H247ZM246 31V32H247ZM259 31H260V29H259ZM148 32V31H147ZM156 32V31H155ZM179 32V31H178ZM187 32V31H186ZM189 32V31H188ZM191 32V31H190ZM76 33V32H75ZM149 33V32H148ZM154 33V32H153ZM160 33V32H159ZM163 33V32H162ZM180 33V32H179ZM182 33V32H181ZM245 33V32H244ZM247 33H249V32H247ZM156 34V33H155ZM154 34V36L156 37L157 35H155ZM165 34V33H164ZM167 34V33H166ZM165 34V35H166ZM192 34V33H191ZM164 35V36H165ZM168 35V34H167ZM184 35V34H183ZM248 35V34H247ZM246 35V36H247ZM151 36V35H150ZM176 36V35H175ZM174 36V37H175ZM185 36V35H184ZM153 37V36H152ZM161 37V36H160ZM166 37V36H165ZM182 37V36H181ZM193 37V36H192ZM157 38V37H156ZM159 38V37H158ZM175 38H177V37H175ZM183 38V37H182ZM188 38V37H187ZM160 39H163V38H160ZM166 39V38H165ZM184 39H185V37H184ZM4 40V39H3ZM168 40V39H167ZM157 41H159L160 42V40L159 39H157ZM164 41V40H163ZM177 41V40H176ZM185 41V40H184ZM188 41V40H187ZM193 41V40H192ZM195 41H196V38H195ZM182 42V41H181ZM186 42V41H185ZM178 43V42H177ZM184 43V42H183ZM192 43V42H191ZM209 44V46H207V45H203V44ZM164 44V43H163ZM169 44V43H168ZM190 44V43H189ZM216 44H218L216 41H214V40H212V39H209V40H205V41H200L199 42V44L197 45V48H196V45H194L195 46V48L197 49V51L196 52H201V50L202 49H206V50H208V52H210V53H212V57L213 56H215V55H217V54H220L221 55V57H222V54H223V52L225 51V49H220V50H217L216 48H214V47H212V45H216ZM229 44L231 45L232 44V42H230L229 41ZM158 45V44H157ZM162 45V44H161ZM182 45V44H181ZM184 45H186V43H184ZM183 45V46H184ZM192 45V44H191ZM190 45V46H191ZM193 46V45H192ZM193 46V47H194ZM156 47H160V46H156ZM155 47V48H156ZM171 47V46H170ZM186 47V46H185ZM154 48V49H155ZM192 48V47H191ZM138 49H139V47H138ZM177 49V48H176ZM193 49V48H192ZM160 50V49H159ZM182 50V49H181ZM186 50V49H185ZM188 50V49H187ZM194 50V49H193ZM117 51H119V50H117ZM160 51H162V50H160ZM175 51V50H174ZM174 51H173V53H174ZM189 51H190V49H189ZM171 52V51H170ZM194 52V51H193ZM158 53V57H156V56H154V54L152 55L153 57H154V63H153V66H152V68L148 71V73L147 74H145V75H143V76H140V77H132V76H130V75H128V74H125L124 76L127 78V80H125V79H123L122 77L121 78H118V79H114L112 82H111V86H109V82L108 81H100V80H97V78L96 77H94V79H93V81L95 82V84L93 85V86H90V88H89V86H87L88 88L86 89V94H85V96H87L88 95V97H86V98H89V99H92V100H94V99H97V100H101V99H105V98H108L109 96H110V93L109 92H111V93H113L116 97L117 96H119L118 94H120V96H121V94H122V96H123V98L125 99V98H128V97H131L132 96V92H130L129 94H127L126 96L123 94V93H125L124 92V90H125V88L126 87H123V85L124 84H126V85H128V86H131L132 85V88H134V87H137V86H133V84H141L140 86H142L143 84L145 85H147V80H149V78L150 77H152V78H154V76H155V82H157L158 80H161V76H160V73H162V71H159L161 68H162V66H160V63H159V61H158V58L160 57L159 56V52H157ZM172 54V53H171ZM189 54H192V53H189ZM205 54V53H204ZM6 55H9V54H6ZM208 55V54H207ZM13 56H14V54H13ZM151 56V55H150ZM162 56H164V55H162ZM183 56V55H182ZM185 56V55H184ZM186 56H187V54H186ZM211 56V55H210ZM5 57V56H4ZM207 57V56H206ZM38 58V57H37ZM87 58V57H86ZM86 58H85V60H86ZM137 59H138V57H136ZM1 59H3V56H2V58ZM133 59V58H132ZM131 59V60H132ZM185 59V58H184ZM205 59V58H204ZM6 61H7V58L5 59ZM11 60V59H10ZM84 60V61H85ZM87 60H90V59H87ZM117 60V59H116ZM115 59H114V62L116 61ZM129 60V59H128ZM139 60V59H138ZM217 59H214V60H209L210 62H208L209 64L210 63H214L215 61H216ZM264 60V58H260V56H259V54L257 53V54H255L254 55V58H253V63H258V62H260V61H263ZM3 61V60H2ZM2 61H1V63H2ZM14 61V60H13ZM37 61H38V59H37ZM84 61H83V63L82 62H79V64L81 65H83L84 64ZM118 61V60H117ZM125 61V60H124ZM134 61V60H133ZM180 62L179 63H177V64H175V65H173V66H179V67H181V68H179V70H176V71H178V72H180L181 71V69L183 68V66H184V64L188 61V60H179ZM191 61H198V66H199V64H201L200 62H199V58H197L196 60H191ZM203 61V60H202ZM208 61V60H207ZM49 62H51V61H49ZM48 62V63H49ZM88 62V61H87ZM87 62H85V63H87ZM91 63H90V65L92 66V67H95V65L92 63V61H90ZM128 62H130V60L128 61ZM139 62V61H138ZM6 63V62H5ZM4 63V64H5ZM9 63H10V61H9ZM8 63V64H9ZM74 63V62H73ZM116 63V62H115ZM117 63H119V62H117ZM121 63V62H120ZM131 63H133L132 61L130 62V65H131ZM136 63V62H135ZM134 63V64H135ZM208 63L206 64V65H208ZM263 63V62H262ZM7 64V63H6ZM7 64V65H8ZM42 64V63H41ZM50 64V63H49ZM126 64V63H125ZM129 64V63H128ZM133 64V65H134ZM218 64V63H217ZM259 64H261V63H259ZM258 64V65H259ZM264 64V63H263ZM43 65V64H42ZM42 65H41V67H42ZM85 65V64H84ZM84 65H83V67H84ZM119 65V64H118ZM201 65H203V64H201ZM212 66H213V64H211ZM221 65V64H220ZM1 66V65H0ZM2 66H4V65H2ZM9 66V65H8ZM88 66V65H87ZM86 66V67H87ZM198 66L196 67L197 69H198ZM223 67H225L224 68V70L222 69V74L223 75H231V69H232V67L233 66H236V67H238L240 70H241V72L243 71V67L241 68V65L240 64H238L237 62H234V61H231L230 63H229V65H222ZM263 66V65H262ZM12 67H13V65H12ZM54 67V66H53ZM89 67V66H88ZM124 67V66H123ZM133 67V66H132ZM135 67V66H134ZM163 67H165V66H163ZM200 67V66H199ZM221 67V66H220ZM222 67V68H223ZM261 67V66H260ZM3 68V67H2ZM1 68V69H2ZM6 68H8V67H6ZM131 68V67H130ZM204 68H205V66H204ZM203 68V69H204ZM212 68V67H211ZM215 68V67H214ZM254 68V67H253ZM258 68H259V66H258ZM258 68H254V70L255 69H258ZM262 68V67H261ZM4 69V68H3ZM43 69V68H42ZM45 69V68H44ZM168 69V68H167ZM202 69V70H203ZM209 69V68H208ZM216 69H217V67H216ZM236 70H238L237 68H235ZM251 69V68H250ZM262 69H264V68H262ZM113 70H117L116 68H114V67H110L109 69H107V70H105L103 73H101V75H106V74H109L111 71H113ZM165 70V69H164ZM200 70H201V68H200ZM211 70V69H210ZM219 70V69H218ZM217 70V71H218ZM248 70V69H247ZM259 70V69H258ZM261 70V69H260ZM259 70V71H260ZM4 71H5V69H4ZM9 71H10V69H9ZM37 71V70H36ZM160 73H159V72ZM203 71H205V70H203ZM221 71V70H220ZM252 71V70H251ZM1 72H3V70L1 71ZM0 72V73H1ZM8 72V71H7ZM44 72V71H43ZM198 72H199V69H198ZM201 72V71H200ZM205 72H207V71H205ZM209 72V71H208ZM211 72H212V70H211ZM216 72V71H215ZM247 72V71H246ZM245 72V74H248L249 75V73H246ZM196 73V72H195ZM203 73V72H202ZM218 73H220V72H218ZM242 73H244V72H242ZM262 73V72H261ZM260 73V74H261ZM3 74V73H2ZM2 74H0V75H2ZM7 74V73H6ZM8 74H9V72H8ZM204 74V73H203ZM212 74H213V72H212ZM258 74V73H257ZM264 74V73H263ZM3 77H5L4 76V74L2 75ZM123 76V77H124ZM199 76H201V75H199ZM262 76V75H261ZM7 77V76H6ZM5 77V78H6ZM198 77V76H197ZM250 77H252V76H250ZM260 77V76H259ZM2 78V77H1ZM13 78H14V76H13ZM244 78V77H243ZM253 78H254V76H253ZM263 78V77H262ZM80 79V78H79ZM241 79V77H240V75H236V76H233V78H232V81L230 82V83H233V86H236L235 84H236V82L237 81H239ZM250 79V78H249ZM255 79V78H254ZM1 80V79H0ZM4 80V79H3ZM6 80V79H5ZM125 80V83L123 84V81ZM178 80H180V79H177V80H175V81H178ZM242 80V79H241ZM181 81L182 82H184V83H186L183 79H181ZM244 81H245V79H244ZM247 81V80H246ZM251 81H252V79H251ZM256 81V80H255ZM259 81V80H258ZM150 82H152V80L150 81ZM161 82V81H160ZM160 82H158L157 84H159ZM178 82H180V81H178ZM193 82V81H192ZM191 82V83H192ZM261 83H262V81H260ZM230 83H229V85H230ZM235 83V84H234ZM247 83V82H246ZM255 83H257V82H255ZM260 83V84H261ZM148 84H149V82H148ZM151 84V83H150ZM156 84V85H157ZM240 84V83H239ZM245 84V83H244ZM1 85V84H0ZM4 85H6V84H4ZM96 85V86H95ZM143 85V86H144ZM155 85V84H154ZM225 85L226 84H223L220 88H216V89H218V91L217 92H219V91H221L222 89H224V87H225ZM250 85H251V83H250ZM250 85H248V86H250ZM6 86H8V85H6ZM127 86V87H128ZM143 86H142V88H143ZM168 85H165V87H167ZM227 86V85H226ZM231 86V85H230ZM241 86V85H240ZM247 86V85H246ZM255 87V85H252V87ZM257 86V85H256ZM261 86V85H260ZM263 86V85H262ZM2 87V86H1ZM154 86H152V88H153ZM161 87H163V86H161ZM237 87V86H236ZM4 88H6L5 86H4ZM151 88V87H150ZM149 88V90L147 91V90H144V91H146L147 92V94L149 93V92H152L153 93V91H155L156 92V90H157V88H156V90H155V88H151L150 89ZM196 88V87H195ZM195 88H193V90L195 89ZM227 88H229V86L227 87ZM242 88V87H241ZM10 89V88H9ZM134 89H136V88H134ZM147 89V88H146ZM215 89V90H216ZM236 89V88H235ZM258 89V88H257ZM127 90V89H126ZM125 90V91H126ZM129 90V89H128ZM141 90V89H140ZM192 90V89H191ZM190 90V91H191ZM212 90V89H211ZM210 90V91H211ZM214 90V89H213ZM233 90V89H232ZM238 90V89H237ZM236 90V91H237ZM249 90V89H248ZM263 90V89H262ZM7 91H8V89H7ZM6 90H5V93L7 92ZM121 91V92H120ZM134 91V90H133ZM144 91L143 92H141L140 91V94L142 93H144ZM185 91V90H184ZM183 91V92H184ZM209 91V92H210ZM226 91V90H225ZM242 91V90H241ZM245 91V90H244ZM10 92V91H9ZM123 92V93H122ZM145 92V93H146ZM154 92V93H155ZM187 92H188V90H187ZM186 92V93H187ZM202 92V91H201ZM224 92V91H223ZM240 92V91H239ZM8 93V92H7ZM128 93V92H127ZM153 93V94H154ZM185 93V92H184ZM191 93V92H190ZM212 93V92H211ZM215 93V92H214ZM221 93V92H220ZM219 93V94H220ZM241 93V92H240ZM261 93V92H260ZM146 94V95H147ZM188 94H189V92H188ZM202 94V93H201ZM204 94H207V92L206 93H204ZM223 94V93H222ZM184 95H186V94H184ZM203 95V94H202ZM208 95V94H207ZM212 95V94H211ZM238 95V94H237ZM148 96V95H147ZM152 96V95H151ZM199 96V95H198ZM214 96L216 97V94H214ZM214 96H212V97H208V96H206V97H204V98H200V99H198L197 101H196V99H195V101H194V103L195 104H192L191 102H190V104H188L187 103V105H185L184 104V106H178L177 108H175V106H174V108H172V109H174L176 112L177 111H182V112H184V113H186V114H188L190 117L191 116H193L194 114H195V112L193 113V112H189V111H187V109L188 108H196L197 110H201V111H203V110H205V109H207V108H210L211 106H209V104H212L211 102H213L212 101V98H214ZM220 96V95H219ZM222 96V95H221ZM221 96H220V99H221ZM235 96V95H234ZM146 97V96H145ZM149 97V96H148ZM186 97V96H185ZM192 97H194V96H192ZM196 97H197V95H196ZM227 97V96H226ZM229 97V96H228ZM227 97V99H230V98H228ZM85 98V99H86ZM179 98V97H178ZM199 98V97H198ZM217 98V97H216ZM225 98V97H224ZM223 97H222V99H224ZM1 99V98H0ZM84 99V100H85ZM117 99V98H116ZM162 99V98H161ZM160 99V100H161ZM185 99V98H184ZM184 99H182V100H184ZM190 99V98H189ZM192 99H194V98H192ZM218 99V98H217ZM6 100V99H5ZM83 100V99H82ZM88 100V99H87ZM86 100V101H87ZM126 100V99H125ZM178 100H180V98L178 99ZM181 100V101H182ZM94 101H96V100H94ZM102 101V100H101ZM139 101V100H138ZM218 101H220L219 99H218ZM2 102V101H1ZM137 102V101H136ZM172 102V101H171ZM179 102V101H178ZM184 102V101H183ZM222 102V101H221ZM220 102V103H221ZM52 103V102H51ZM74 103H75V101H74ZM96 103H97V101H96ZM122 103V102H121ZM120 103V105H114V103H113V101L110 103V104H108V105H102V106H100L99 108L100 109H108V108H111V110H109V111H107L105 114H108V113H115V116H114V120L115 121H119L120 119H123V116H125L126 117V115H128L127 114V110H128V105H127V109L126 110H123V108H122V104ZM141 103V102H140ZM142 103H143V101H142ZM176 103V102H175ZM186 103V102H185ZM92 104V103H91ZM90 104V105H91ZM99 104V103H98ZM145 104V103H144ZM5 105V104H4ZM75 105V104H74ZM79 105V104H78ZM78 105H77V107H78ZM85 105H86V102H85ZM94 105V104H93ZM139 105V104H138ZM142 105V104H141ZM223 105V104H222ZM226 105V104H225ZM81 106V105H80ZM140 106V105H139ZM146 106V105H145ZM173 106V105H172ZM219 106V105H218ZM92 107H94V106H92ZM97 107V106H96ZM138 107V106H137ZM142 107H144V106H142ZM222 107V106H221ZM69 108V107H68ZM72 108V107H71ZM79 108V107H78ZM82 108H83V106H82ZM204 108V109H203ZM212 108V107H211ZM75 108H73V110H74ZM81 108H79V110H80ZM88 109V108H87ZM93 109V108H92ZM168 110H169V108H167ZM222 109V108H221ZM79 110H77L78 111V113H79ZM81 110H83V109H81ZM90 110H91V108H90ZM138 110V109H137ZM219 110H220V108H219ZM223 110H224V107H223ZM222 110V112H224ZM226 110V109H225ZM92 111V110H91ZM118 111L120 112V113H118ZM126 111V112H125ZM140 111V110H139ZM165 111V110H164ZM207 111H209L208 109H207ZM206 111V112H207ZM221 111V110H220ZM118 114H117V113ZM169 112H170V110H169ZM81 113H83V112H81ZM167 113V112H166ZM203 113H205V112H203ZM88 114V113H87ZM165 114V113H164ZM170 114V113H169ZM76 115H77V113H76ZM83 115H85V114H83ZM200 116H201V114H199ZM209 115V114H208ZM169 116V115H168ZM167 116V117H168ZM173 117V116H172ZM171 117V118H172ZM196 117H198V116H196ZM195 117V118H196ZM204 118L206 117V119H208L207 118V116H203ZM209 117H210V115H209ZM230 117V116H229ZM229 117H227V118H225V117H223L222 115H221V113L217 116V118L216 117H212L211 116V119L209 118V121H211V123H213L214 125H216V123H221V124H224V125H227L228 123H229ZM94 118H96V117H94ZM94 118H89V119H87V121L88 120H91V119H94ZM201 120H202V118H200ZM199 119V120H200ZM75 120V119H74ZM124 120V119H123ZM128 120V119H127ZM126 120V121H127ZM196 120H197V118H196ZM86 121V120H85ZM198 121V120H197ZM205 121H207V120H205ZM89 122V124H87V125H93V123H94V120L93 121H88ZM201 122V121H200ZM205 123H207V122H205ZM79 124V123H78ZM123 124V123H122ZM202 124H204V123H202ZM182 125V124H181ZM206 125H208V124H206ZM122 126V125H121ZM125 126V125H124ZM182 127V126H181ZM202 127V126H201ZM85 128V127H84ZM117 128H118V126H117ZM116 127H115V129H117ZM119 128H120V126H119ZM125 128V127H124ZM123 128V129H124ZM206 128V127H205ZM214 128V127H213ZM225 128H227V127H225ZM91 129V128H90ZM200 129V131H201V128H199ZM204 129V128H203ZM212 129V128H211ZM206 130V129H205ZM241 130H243V129H241ZM119 131V130H118ZM199 131V130H198ZM203 131V130H202ZM244 131V130H243ZM127 132V131H126ZM232 132V130L230 131V130H224L223 129V131L222 132H220V135H217V138H219V140L222 142V143H224V144H227V141H228V137H229V135H230V133ZM238 132V131H237ZM239 132H241V131H239ZM238 132V133H239ZM248 133H250L249 131H247ZM204 133V132H203ZM205 133H207V132H205ZM210 133V132H209ZM209 133H207V134H209ZM242 133V132H241ZM212 134V133H211ZM243 134V133H242ZM261 134V133H260ZM198 135V134H197ZM213 135V134H212ZM246 135V134H245ZM244 135V136H245ZM254 135V134H253ZM89 136V135H88ZM216 136V135H215ZM233 136V135H232ZM248 135H246V137H247ZM250 136V135H249ZM179 137V136H178ZM212 137V136H211ZM222 137V138H221ZM238 137H239V135H238ZM245 137V138H246ZM251 137V136H250ZM203 138H204V136H203ZM235 138V137H234ZM244 138V139H245ZM188 139H190V138H188ZM198 139V138H197ZM236 139V138H235ZM239 139V138H238ZM246 139H248V138H246ZM180 140V139H179ZM183 141H184V139H182ZM203 140V139H202ZM211 140V139H210ZM216 140V139H215ZM232 140H234V139H232ZM237 140V139H236ZM192 141V140H191ZM245 141V140H244ZM250 141H252V143L249 145V143H247V142H245V144H244V146L242 147V150L241 151H237V152H231V153H225V150L223 149L224 148V146H223V148L221 147V148H219L218 149V151L215 153V155L214 156H218L219 158L218 159H226V161H228V163L229 164H233L235 167H236V163L237 162H240L239 160L242 158V159H244V152L246 151V150H248V149H250V148H252V146L254 145V144H256V143H258V138H253V139H251L250 138ZM185 142V141H184ZM188 142V141H187ZM196 142V141H195ZM212 142H214L213 140H212ZM220 142V143H221ZM237 142V141H236ZM154 143V142H153ZM177 143V142H176ZM181 143V142H180ZM68 144V143H67ZM75 144H77V143H75ZM183 144V143H182ZM229 144V143H228ZM231 144V143H230ZM158 145H160V144H158ZM172 145V144H171ZM176 145V144H175ZM234 145V144H233ZM238 145V144H237ZM69 146V145H68ZM163 146V145H162ZM217 146V145H216ZM215 146V147H216ZM160 147V146H159ZM168 147V146H167ZM186 147V146H185ZM226 147V146H225ZM228 147V146H227ZM231 147V146H230ZM235 148H236V145L234 146ZM240 147V146H239ZM72 148H73V145H72ZM171 148V147H170ZM188 148H189V146H188ZM232 148H233V146H232ZM231 148V149H232ZM118 149V148H117ZM121 149V148H120ZM125 149V148H124ZM133 149V148H132ZM174 149H176V150H183V152L181 153V155L180 156H182V155H186V154H188L189 152L187 151V149L186 148H184V145L182 146V147H176L175 146V148ZM173 149V150H174ZM230 149V148H229ZM228 149V150H229ZM230 149V150H231ZM127 150V149H126ZM163 150V149H162ZM167 150V149H166ZM172 150V151H173ZM192 150V149H191ZM121 151V150H120ZM136 151H139V150H136ZM146 151V150H145ZM151 151V150H150ZM192 151H194V150H192ZM119 152V151H118ZM123 152V151H122ZM132 152V151H131ZM133 152H135V151H133ZM147 152H149V151H147ZM162 152V151H161ZM167 152V151H166ZM207 152V151H206ZM225 153L226 155H223V156H219V154L220 153ZM227 152V151H226ZM121 153V152H120ZM136 153V152H135ZM168 153V152H167ZM191 153V152H190ZM82 154V153H81ZM85 154V153H84ZM123 154V153H122ZM145 154V153H144ZM154 154V153H153ZM161 154V153H160ZM80 155V154H79ZM128 155V154H127ZM135 155V154H134ZM149 155V154H148ZM155 155H156V157H155V159H161V155H159V154H156L155 153ZM104 156H105V154H104ZM130 156H131V154H130ZM150 156V155H149ZM188 156V155H187ZM187 156H186V158H187ZM214 156H211V158L212 157H214ZM127 157V156H126ZM144 157H146V156H144ZM185 157V156H184ZM73 158V157H72ZM78 158V157H77ZM105 157H103L102 159H104ZM120 159H121V157H119ZM140 158H143V157H136V156H131V157H127V158H124V159H129V160H120V159H109V161H107V162H112V161H121V162H130V161H133V160H142V159H140ZM189 158H191V156L189 157ZM73 159H75V158H73ZM179 159V158H178ZM148 160V159H147ZM192 160H194L193 161V164L196 162L195 160L196 159H192ZM148 161H151V160H148ZM184 161V160H183ZM185 161H186V159H185ZM206 161V160H205ZM216 161H218V160H216ZM216 161H215V163H216ZM237 161V162H236ZM151 162H153V161H151ZM183 163V162H182ZM189 163V162H188ZM187 163V164H188ZM203 164H204V162H202ZM200 166V165H199ZM208 166V165H207ZM213 166V165H212ZM219 166V165H218ZM210 168V167H209ZM209 168H207V169H209ZM202 169V168H201ZM200 169V170H201ZM217 169H218V167H217ZM210 170H212V169H210ZM202 171V170H201ZM205 171V170H204ZM215 171V170H214ZM195 172V171H194ZM196 173V172H195ZM209 173V172H208ZM215 173H217V172H215ZM210 175V174H209ZM218 175V174H217ZM191 176V175H190ZM198 176V175H197ZM193 177H194V175H193ZM213 178V177H212ZM214 178H216V177H214ZM194 180V179H193ZM197 180V179H196ZM198 181V180H197ZM218 181V180H217ZM211 182V181H210ZM221 182V181H220ZM215 183V182H214ZM189 184V183H188ZM194 184V183H193ZM210 184V183H209ZM212 184V183H211ZM216 184V183H215ZM186 185V184H185ZM185 185H183V186H185ZM190 185V184H189ZM188 186V185H187ZM195 187V186H194ZM205 187V186H204ZM222 187V186H221ZM184 188V187H183ZM198 188V187H197ZM208 188H210V187H208ZM201 189V188H200ZM181 190V189H180ZM193 190V189H192ZM195 190V189H194ZM205 190H206V188H205ZM214 190V189H213ZM191 191V190H190ZM202 191V190H201ZM207 191V190H206ZM209 191V190H208ZM184 192V191H183ZM195 192V191H194ZM193 192V194H195ZM220 192V191H219ZM199 193V192H198ZM202 193V192H201ZM180 194V193H179ZM190 194V193H189ZM197 194V193H196ZM214 194V193H213ZM220 194V193H219ZM190 195H192V194H190ZM201 195V194H200ZM206 195V194H205ZM189 196V195H188ZM198 196V195H197ZM201 197V196H200ZM203 197H204V195H203ZM207 197V196H206ZM181 198V197H180ZM190 198V197H189ZM175 199V198H174ZM185 199V198H184ZM187 199H188V197H187ZM194 199V198H193ZM201 199H202V197H201ZM206 199V198H205ZM183 200V199H182ZM192 200V199H191ZM207 200V199H206ZM175 201V200H174ZM199 201V200H198ZM201 201V200H200ZM199 201V202H200ZM184 202V201H183ZM190 202V201H189ZM197 202V201H196ZM198 202V203H199ZM205 203H207V202H205ZM185 204V203H184ZM176 205V204H175ZM196 205H197V203H196ZM136 206V205H135ZM199 206H200V204H199ZM199 206H198V208H199ZM171 207V206H170ZM173 207H175V206H173ZM190 207V206H189ZM183 208H181V210H182ZM185 209H187L186 207H185ZM184 209V210H185ZM192 209V208H191ZM193 209H195L194 207H193ZM197 209V208H196ZM195 209V210H196ZM137 210H138V208H137ZM164 210V209H163ZM167 209H165V211H166ZM170 211V210H169ZM172 211V210H171ZM186 211V210H185ZM197 211H198V209H197ZM133 212H135L134 210H133ZM132 212V213H133ZM142 212V211H141ZM175 212H176V210H175ZM183 212V211H182ZM181 212V213H182ZM189 212V211H188ZM196 212V211H195ZM204 212H207V211H204ZM211 211H209V214H211L210 213ZM164 213V212H163ZM168 213V212H167ZM171 213V212H170ZM197 213V212H196ZM203 213V212H202ZM213 213H215L214 211H213ZM166 214V213H165ZM169 214V213H168ZM183 214H184V212H183ZM198 214V213H197ZM208 214V213H207ZM137 215V214H136ZM172 215V214H171ZM180 215V214H179ZM182 215V214H181ZM190 215V214H189ZM196 215V214H195ZM198 215H200V213L198 214ZM117 216V215H116ZM115 216V217H116ZM130 216V215H129ZM165 216V215H164ZM168 216V215H167ZM173 216H175V215H173ZM173 216H170V217H173ZM178 216V215H177ZM185 216V215H184ZM187 216V218H188V215H186ZM191 216V215H190ZM189 216V217H190ZM194 216V215H193ZM197 216V215H196ZM200 216H202V215H200ZM215 216V215H214ZM217 216V215H216ZM215 216V217H216ZM128 217V216H127ZM195 217V216H194ZM203 217V216H202ZM209 217V216H208ZM211 217H212V215H211ZM118 218V217H117ZM151 218V217H150ZM192 218V217H191ZM200 218V217H199ZM214 218V217H213ZM13 219V218H12ZM158 219V218H157ZM176 219V218H175ZM178 219V218H177ZM182 219H183V217H182ZM208 219V218H207ZM206 219V220H207ZM215 219V218H214ZM124 220V219H123ZM125 220H127V219H125ZM144 220V219H143ZM173 220H174V218H173ZM151 221V220H150ZM160 221V220H159ZM158 221V222H159ZM177 221H181V220H177ZM185 221H186V219H185ZM202 221H203V218H202ZM119 222V221H118ZM149 222V221H148ZM156 221L154 220V222L153 223H155ZM70 223H72V222H70ZM124 223V222H123ZM147 223V222H146ZM179 223H181V222H179ZM202 223V222H201ZM212 223H214V222H212ZM8 224V223H7ZM114 224V223H113ZM130 224V223H129ZM143 224V223H142ZM149 224H151V223H149ZM155 224H157V223H155ZM160 224V223H159ZM177 224V223H176ZM216 224V223H215ZM219 224V223H218ZM217 224V225H218ZM108 225V224H107ZM136 225V224H135ZM147 225V224H146ZM181 225H182V223H181ZM187 225V224H186ZM203 225V224H202ZM122 226V225H121ZM136 226H138V225H136ZM144 226V225H143ZM151 226V225H150ZM149 226V227H150ZM153 226V225H152ZM180 226V225H179ZM184 226V225H183ZM188 226V225H187ZM201 226V225H200ZM139 227V226H138ZM159 227V226H158ZM9 228V227H8ZM122 228V227H121ZM121 228H120V230H121ZM125 228V227H124ZM152 228V227H151ZM155 228V227H154ZM160 228V227H159ZM159 228H157V229H159ZM186 228V227H185ZM129 229V228H128ZM135 229H136V227H135ZM163 229H164V227H163ZM8 230V229H7ZM132 230H133V228H132ZM148 230V229H147ZM162 230V229H161ZM166 230V229H165ZM199 230V229H198ZM101 231H106L107 233H108V231H118V229L116 228V226L114 227L113 225H110V226H107V227H105V228H103ZM122 231V230H121ZM125 231V230H124ZM138 231H139V229H138ZM141 231V230H140ZM142 231H144V230H142ZM142 231H141V233H142ZM158 231V230H157ZM156 231V232H157ZM163 231V230H162ZM186 231V230H185ZM118 232H120V231H118ZM125 232H127V231H125ZM130 232V231H129ZM151 232H152V230H151ZM154 232V231H153ZM155 232V233H156ZM110 233V232H109ZM134 233H135V230H134ZM134 233H132V234H134ZM154 233V236L153 237H156L155 235H157V234H155ZM158 233V232H157ZM45 234V233H44ZM112 234V233H111ZM116 234H118V233H116ZM120 234V233H119ZM127 234V233H126ZM145 234V233H144ZM122 235H125V234H122ZM129 235V234H128ZM135 235L137 236L138 234H134V237H135ZM149 235V234H148ZM151 235V234H150ZM109 236H112V235H109ZM115 236V235H114ZM118 236V235H117ZM131 236V235H130ZM152 236H150V237H152ZM116 237V236H115ZM133 237V236H132ZM113 238V237H112ZM136 238V237H135ZM157 238V237H156ZM156 238H155V240H156ZM154 239V238H153ZM113 240V239H112ZM111 240V241H112ZM137 240V239H136ZM135 240V241H136ZM203 240V239H202ZM103 241V240H102ZM137 242V241H136ZM109 243H111V242H109ZM113 243V242H112ZM110 245V244H109ZM108 245V246H109ZM116 245H118V244H116ZM130 245V244H129ZM128 245V246H129ZM114 246V245H113ZM120 246V245H119ZM124 246V245H123ZM107 247V246H106ZM117 247V246H116ZM125 247V246H124ZM119 248V247H118ZM128 248V247H127ZM126 248V249H127ZM252 248V247H251ZM120 250H121V248H119ZM129 249V248H128ZM117 251H119L118 249H117ZM125 251V250H124ZM245 251V250H244ZM246 251H248V249L246 250ZM192 253H193V251H191ZM199 252V251H198ZM121 253V252H120ZM194 253H196V252H194ZM244 253V252H243ZM196 254H199V253H196ZM122 255V254H121ZM193 255V254H192ZM195 255V254H194ZM191 256V257H195V256ZM198 257V256H197ZM200 257V256H199ZM196 259V258H195ZM198 259H200V258H198ZM203 260H204V257H203ZM221 260V259H220ZM220 260H219V262H220ZM72 261V260H71ZM221 261H223V260H221ZM224 261H226V260H224ZM218 262V261H217ZM62 263V262H61ZM159 262H157V264H158ZM63 264V263H62ZM74 264V263H73Z\"/></svg>",
  "mask_w": 264,
  "mask_h": 264
},
{
  "label": "water",
  "instance_id": "6",
  "mask_svg": "<svg viewBox=\"0 0 264 264\" xmlns=\"http://www.w3.org/2000/svg\"><path fill=\"white\" fill-rule=\"evenodd\" d=\"M81 6H82L81 0H68V2L66 3V6H65V11L68 14H72V13L76 12L78 9H80ZM153 63H154V59H153L152 64H151V68L153 66ZM150 69H148L145 73L138 75L137 77H140V76L147 74ZM109 110H111V108L106 109L100 115H104ZM96 112H97V110L90 113L87 116H82L79 119H77V121L89 119V118L94 117V116H100V115H97ZM65 149H66V146L61 145L60 148L47 152V154L44 155L42 160L37 161L36 164L32 166V170L28 172V180L25 182V184H22L18 188V190L21 189L22 187H24L29 181H31L37 177H40L41 175L49 173V172L53 171L54 169H57L58 167L62 166L63 162H57L56 158L58 156V153L65 150ZM37 155L40 156L42 154L37 153ZM0 205H2V204H0ZM251 207H257V205L238 206V208H251ZM161 210H162L161 206H156V207L148 210L146 213L132 218L131 221L134 222V221H138L142 218H145V217L153 215V214H156V215L160 214ZM129 256L131 257L132 255H129ZM23 262H24V264H43L42 260L37 259V258H31V257H25Z\"/></svg>",
  "mask_w": 264,
  "mask_h": 264
}]
</instances>
